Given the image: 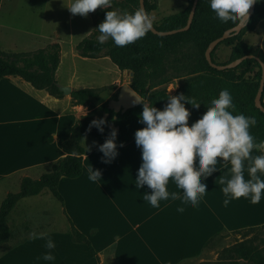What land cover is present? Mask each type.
I'll return each instance as SVG.
<instances>
[{
  "label": "crops",
  "instance_id": "crops-1",
  "mask_svg": "<svg viewBox=\"0 0 264 264\" xmlns=\"http://www.w3.org/2000/svg\"><path fill=\"white\" fill-rule=\"evenodd\" d=\"M263 20L258 21L253 30L245 32L242 36L244 42L253 47L264 46V24L260 27ZM248 35H251L249 40ZM254 36L258 37L256 42ZM91 58L110 60L104 54ZM124 72L127 76L124 82L130 84V70H120L118 78L110 84L120 87L119 80ZM27 84L40 94V99L24 91L23 87ZM60 84L70 86L71 90L78 89L72 81L57 82V85ZM3 89L9 94L2 96ZM28 89L27 92L30 91ZM59 101L66 104V109L56 111L54 105H48ZM262 101L264 103V93ZM185 107L189 110L188 126L206 110L197 107V111L192 112L191 106ZM84 109L83 105L71 102L70 94L60 97L50 95L18 76L1 79L0 181L20 182L22 176L38 178L48 172L52 162L65 155L61 143L69 137L72 125L80 115L86 113ZM6 124L10 125L8 129L3 127ZM12 124L16 126L11 128ZM93 140L88 147L83 146L87 151L82 156L81 174L74 178L60 177L57 188L63 196L61 205L68 222L71 221L88 237L100 263L84 243L72 240L69 231L67 234L48 231L56 242V248L46 250L52 251L57 259L60 257L65 263L103 264V257L109 252L115 264H174L190 253L194 254L220 230H236L264 223V197L258 204L241 197L224 206L223 185L219 181L221 176L230 174L223 165H219L221 170L213 172L203 181L207 185V193L197 207L182 206L177 200L161 201L160 208H153L142 199V194L151 190L147 185L137 189L134 184L141 164V149L137 147L135 138L122 147L117 144L118 154L109 163L104 162L103 153L99 150V144L105 140ZM254 154L259 152L254 150ZM90 165L94 170H101V180H88ZM169 191H175L171 183ZM178 206L184 207L182 213L176 212ZM28 236L1 253L0 264H23L26 250L34 253L44 247L43 240H32ZM62 243L65 244L63 248ZM35 258L36 261L31 264H41V260Z\"/></svg>",
  "mask_w": 264,
  "mask_h": 264
},
{
  "label": "trees",
  "instance_id": "trees-1",
  "mask_svg": "<svg viewBox=\"0 0 264 264\" xmlns=\"http://www.w3.org/2000/svg\"><path fill=\"white\" fill-rule=\"evenodd\" d=\"M121 1L135 10L139 8V0ZM192 1L187 0V5L182 10L166 15L159 24L154 23L153 25L161 30L184 26ZM144 4L147 12L156 8V0H144ZM106 11L98 7L91 12L103 21ZM263 18L264 0H259L258 3H255L247 24L240 32L222 40L215 46L211 51L213 62H216L213 53L217 46L224 44L230 47L229 59L225 62L216 63H227L243 55H253V57L243 59L234 67L221 70L212 67L208 63L204 52L211 40L220 36L224 30L233 26V24H220L213 19L208 7V0L197 1L191 24L186 30L167 35H157L150 31L135 43L124 47L116 46L112 40L100 45L95 40L94 32H90L76 43L75 50L78 55L83 57H97L103 51H106L104 55H107L118 69L131 71L129 85L143 99H147L146 104L160 109L168 102L169 93L161 88H154L169 82L171 77L158 76L163 71L164 60L169 56L176 58L178 53H181L183 57L185 56L190 60V72L194 73L195 76L181 83L172 95L183 93L185 96L197 100V107L206 109L205 104L207 101L215 99L221 89H228L233 96L234 103L237 105L238 112H243L246 115L253 113L256 115L258 123L250 131L259 141L264 140V112L254 104V97L261 76V67L256 57L264 61V46L253 47L244 42L242 36L245 32L253 30L256 23ZM59 61L60 46L58 43L48 44L44 48L33 51H4L0 49V80L9 76H18L29 82L34 88L43 89L50 95L60 97L62 92L59 90L55 77ZM255 68L256 70H254ZM111 86L72 89L70 92L71 102L75 105H85L91 98L101 101L100 93ZM117 92L118 90L112 95V98H116ZM185 105L191 106L186 102ZM93 111L90 110L82 115L72 125L69 137L61 143L65 155L52 162L48 172L43 173L38 178L22 176L19 190L8 192L2 199L0 203V248L3 247V249L0 254L13 245L9 243L13 233L8 222V216L19 199L37 195L43 189H48L60 203H63V196L59 192L57 184L62 176L74 178L81 174L82 156L87 151L82 145V140L85 137L105 140L112 129L109 127V123L113 122L119 126L116 143L120 145L121 142L125 144L135 138V131L144 126L138 117V114L142 112V103L128 108L124 112H114L108 107V101H101L97 107V119L106 114L107 123L104 125L103 132H100L95 126L89 128L90 122L93 120ZM255 227L258 226L245 228V231H250ZM260 227L264 228V223ZM68 231L72 240L84 243L88 247L89 253L100 263L99 256L88 237L79 231L71 221H69ZM216 234L218 232L209 237L204 242L203 247L212 241ZM233 249L243 254L253 253V250L244 242L236 244ZM253 254L256 257V264H264V254Z\"/></svg>",
  "mask_w": 264,
  "mask_h": 264
},
{
  "label": "clouds",
  "instance_id": "clouds-1",
  "mask_svg": "<svg viewBox=\"0 0 264 264\" xmlns=\"http://www.w3.org/2000/svg\"><path fill=\"white\" fill-rule=\"evenodd\" d=\"M114 0H71L67 5L75 15L87 16L98 7L105 12V18L96 29L98 44L109 39L118 47L135 43L153 30L154 17L142 6L134 12L117 11L112 8ZM259 0H208L212 18L220 24L243 25L254 3ZM264 67V65H262ZM133 103H142L139 121L144 125L135 133V143L141 149V164L137 170V189L147 185L151 191L142 194V199L153 208H160L161 201H179L182 206L197 207L204 199L208 176L219 165L227 167L230 175L221 176L224 206L241 197L252 204L260 203L264 197V140H257L250 129L258 123L256 115L237 111L233 96L228 89H221L215 99L205 104L206 110L200 118L188 126L189 110L197 111V100L183 93L168 95V102L160 109L146 104L133 93ZM105 117L94 118L89 128L95 126L104 131ZM117 130L112 128L108 138L99 144L105 163L118 154ZM120 146H123L121 142ZM254 150L259 154H254ZM230 165V167H228ZM245 170L247 178H245ZM88 180H101V170L88 168ZM171 183L175 191H169ZM179 193V195H178ZM184 207H177L182 213ZM29 239L43 240L44 248H56V242L48 232H35ZM38 260L55 264L52 251L42 253Z\"/></svg>",
  "mask_w": 264,
  "mask_h": 264
},
{
  "label": "rangeland",
  "instance_id": "rangeland-1",
  "mask_svg": "<svg viewBox=\"0 0 264 264\" xmlns=\"http://www.w3.org/2000/svg\"><path fill=\"white\" fill-rule=\"evenodd\" d=\"M70 2L71 0H1L0 49L4 51H33L44 48L48 44L58 43L60 62L55 71L57 82L72 81L75 88L110 86V83L118 78L120 70L110 60L82 57L75 50L76 43L90 32H94L95 37L99 35L96 27L102 20L92 12H89L87 16L73 15L67 7ZM186 5L187 0H156V8L149 13L154 17V23L159 24L163 17L182 10ZM112 8L120 12L135 10L133 7L125 5L121 0H114ZM263 24L264 20L261 21L260 27ZM250 36L248 35L247 40L250 39ZM257 40L258 37L254 36V42ZM104 52L106 51H103L101 55ZM229 56L230 47L224 44L217 46L213 53L216 62H225ZM189 63H191L190 60L185 56L183 57L181 53H178L176 58L174 56L166 58L163 63V71L158 77L167 76L171 77V80L154 89L161 88L172 95L181 83L195 76L194 73L190 72ZM126 77L124 72L119 80L121 85L128 83L124 82L127 81L124 80ZM128 78H131L130 72ZM28 86L27 84V87H23L24 91L40 99V94L29 86L32 91ZM118 87L116 84L102 91L100 93L101 101L114 99L112 95L118 90ZM23 89L21 90L23 91ZM27 89L30 91L27 92ZM21 90L17 89L23 94ZM4 94L8 95L9 93L7 94V91L3 89L1 95ZM63 95L68 94L62 93L61 96ZM101 101L91 98L88 103L83 105L86 113L94 110L92 119L98 117L97 107ZM143 101L147 103V99L144 98ZM48 105L50 107L54 105L56 111H61L67 107L62 101L56 104L50 102ZM105 116L106 114L102 115V117ZM8 126L10 125L6 124L3 127L8 129ZM14 126L16 125L12 124L11 128ZM93 142L94 140L87 136L82 144L88 147ZM30 173L36 172L31 171ZM19 183L7 179L0 181V203L5 192L19 190ZM8 222L13 233L9 242L11 245L30 235L33 231H55L60 234H67L69 230V222L63 211V206L48 189H43L37 195L21 198L10 212ZM245 228L235 231L220 230L206 246L203 247L202 245L194 254L190 253L174 264H256V257L253 253L264 254V228L260 225L250 231H245ZM240 242L249 246L253 253L243 254L234 250L233 247ZM64 245L61 244L62 248ZM2 249L3 247L0 248V251ZM46 251L44 247L34 251V253L31 250H26L23 254V264H31L36 261L35 257H40ZM103 258V264H115L109 252H106ZM59 259L56 258L55 264H68ZM41 264H45V262L41 260Z\"/></svg>",
  "mask_w": 264,
  "mask_h": 264
},
{
  "label": "water",
  "instance_id": "water-1",
  "mask_svg": "<svg viewBox=\"0 0 264 264\" xmlns=\"http://www.w3.org/2000/svg\"><path fill=\"white\" fill-rule=\"evenodd\" d=\"M197 1L198 0L192 1L191 7H190V10L188 13L187 21H186L184 26H182L180 28L169 29V30H161V29L156 28L153 25V30L151 32L154 34H157V35H167V34H172V33L178 32V31H183V30L188 29L190 24H191L194 12H195V7L197 4ZM254 5H255V3L251 6L249 13H248V18L243 25H239V23H237V24L227 28L226 30H224L222 32V34L220 36L216 37L215 39L211 40L208 43L204 54H205L206 60L208 61V63L212 67H215L216 69H219V70L231 68V67L236 66L243 59L253 57L252 54H247V55H243L239 58H236L234 60H231L227 63L221 64V63H216V62L212 61L211 51L222 40H224V39H226L232 35L238 34L240 32V30L247 24L252 12H253ZM141 6L146 10L144 0H139V7H141ZM256 59L258 60L260 67H261V76H260L259 85H258L256 94L254 97V104L257 108H259L262 112H264V105L262 103V93L264 91V67H262V65H264V61H262L258 57H256ZM58 87H59V90L64 94H70V92H71V88L69 86L58 85ZM133 93L137 97H140L143 100V98L135 90H133V88L129 84L123 83L118 88L116 98L108 100V107L111 108L114 112H124L128 108H131L133 106L140 104V103H133V101L135 99ZM109 127L115 128L117 131L119 130V126L115 125L113 122L109 123Z\"/></svg>",
  "mask_w": 264,
  "mask_h": 264
}]
</instances>
